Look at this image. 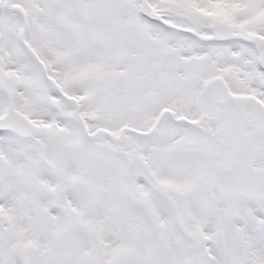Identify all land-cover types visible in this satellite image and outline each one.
Masks as SVG:
<instances>
[{"label":"snow or ice","instance_id":"1","mask_svg":"<svg viewBox=\"0 0 264 264\" xmlns=\"http://www.w3.org/2000/svg\"><path fill=\"white\" fill-rule=\"evenodd\" d=\"M0 264H264V0H0Z\"/></svg>","mask_w":264,"mask_h":264}]
</instances>
